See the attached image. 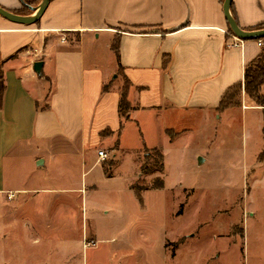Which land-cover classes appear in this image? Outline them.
Listing matches in <instances>:
<instances>
[{"label": "crops", "instance_id": "crops-1", "mask_svg": "<svg viewBox=\"0 0 264 264\" xmlns=\"http://www.w3.org/2000/svg\"><path fill=\"white\" fill-rule=\"evenodd\" d=\"M23 5L0 0L12 13ZM231 13L250 30L264 24V0H233ZM117 41L119 57L112 47ZM234 42L220 0H53L31 26L0 15L6 85L0 195L24 191L9 186L7 162L18 178L21 166L42 169L57 155L75 153L73 146L84 159L103 145L115 152L127 124L142 112L164 116L162 130L174 132L172 139L188 130L183 125L191 118L211 125L233 110L253 112L263 135L264 107L249 105L244 93L241 107L218 111L226 90L243 82L245 67L262 51L255 40ZM38 61L42 76L33 68ZM126 80L132 110L121 127L120 87Z\"/></svg>", "mask_w": 264, "mask_h": 264}, {"label": "rangeland", "instance_id": "rangeland-1", "mask_svg": "<svg viewBox=\"0 0 264 264\" xmlns=\"http://www.w3.org/2000/svg\"><path fill=\"white\" fill-rule=\"evenodd\" d=\"M136 117L98 164L99 148L84 159L78 146L42 169L21 166L18 178L7 162L9 186L24 191L0 195V264H264V137L253 112L191 118L177 139L164 116ZM154 148L165 171L143 175ZM157 178L164 188L153 189Z\"/></svg>", "mask_w": 264, "mask_h": 264}, {"label": "trees", "instance_id": "trees-1", "mask_svg": "<svg viewBox=\"0 0 264 264\" xmlns=\"http://www.w3.org/2000/svg\"><path fill=\"white\" fill-rule=\"evenodd\" d=\"M22 1L30 5L29 3L30 0H22ZM31 1H35V0H31ZM224 1L225 0H220L222 4H224ZM24 6L25 5H23L22 8ZM232 6H233V3H232ZM232 6H231V11H232ZM21 9L18 12H14V13L17 15H21V16H28L32 13L30 12L29 14H24L21 11ZM233 18L237 21L235 14ZM38 23L39 22H37L36 24ZM262 29H264V24L256 26L250 29L249 31L262 30ZM230 33H232L231 29H230ZM251 40L264 42V38L251 39ZM112 47L117 57H119L118 41L114 42ZM1 63H0V108L3 103V98H4V94L6 90L4 71L2 68L3 64L1 65ZM263 85H264V45L262 46V51L259 54L258 58L254 60L253 62L249 63L245 67L243 82H240L226 90V92L224 93V95L222 96L220 100L218 111L222 112L229 108L241 107L242 102H243V93L245 94L246 101L247 103H249V105L264 107V94H262ZM129 89H130V83L129 81L126 80L125 86H123L120 90L119 115L121 119V127L124 125L125 122H128L130 120V112L132 110V106L128 100ZM103 91L108 92L109 86H104ZM167 134L171 138H175L174 132L168 130ZM263 137H264V126H263ZM152 150H153V153L149 152L150 154L149 153L146 154V159L147 160L150 159V162L148 161L149 163H144L141 167L143 175L151 174L154 172L152 169L153 164L155 168L159 170V172L163 173L165 171L164 154L162 153L161 150H158L157 148L152 149ZM259 160L261 162L264 161V150L262 154L260 155ZM162 188H164V180L161 178H157V181L153 185V189H162ZM145 190L147 189L138 188L137 192L140 194L141 192ZM178 243H181V241H179Z\"/></svg>", "mask_w": 264, "mask_h": 264}, {"label": "water", "instance_id": "water-1", "mask_svg": "<svg viewBox=\"0 0 264 264\" xmlns=\"http://www.w3.org/2000/svg\"><path fill=\"white\" fill-rule=\"evenodd\" d=\"M53 0H43L42 3L38 7L32 8V11L34 12L30 16H21L17 15L15 13H12L3 7L0 6V15L5 18L6 20L19 24L24 26H31L35 25L37 22L40 21L41 17L45 13L46 9L48 8L49 4ZM233 0H225L223 4V10L225 18L230 26V29L232 31L233 36L240 40H251V39H258V38H264V29L262 30H244L242 29L237 21L233 18L231 13V6H232ZM34 71L42 76V68H43V62L38 61L33 65ZM199 162H203V159L200 158Z\"/></svg>", "mask_w": 264, "mask_h": 264}, {"label": "built area", "instance_id": "built-area-1", "mask_svg": "<svg viewBox=\"0 0 264 264\" xmlns=\"http://www.w3.org/2000/svg\"><path fill=\"white\" fill-rule=\"evenodd\" d=\"M65 40H66V38L63 37L62 41L64 42ZM242 43H243V40H240V39L235 37V42L233 43V46H239ZM258 45L262 47L264 45V42L263 41H258ZM97 155H98V158H99L100 161H106V160L109 159V154L106 151H104V150H99ZM8 198L9 199H13L14 198V194H9Z\"/></svg>", "mask_w": 264, "mask_h": 264}]
</instances>
